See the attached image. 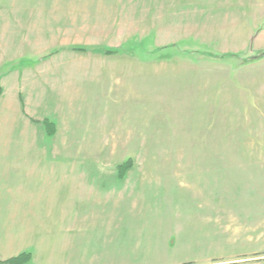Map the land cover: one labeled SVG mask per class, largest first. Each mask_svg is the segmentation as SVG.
Here are the masks:
<instances>
[{"label":"rangeland","instance_id":"374dc122","mask_svg":"<svg viewBox=\"0 0 264 264\" xmlns=\"http://www.w3.org/2000/svg\"><path fill=\"white\" fill-rule=\"evenodd\" d=\"M0 208V264H264V0H0Z\"/></svg>","mask_w":264,"mask_h":264},{"label":"crops","instance_id":"0c3cea01","mask_svg":"<svg viewBox=\"0 0 264 264\" xmlns=\"http://www.w3.org/2000/svg\"><path fill=\"white\" fill-rule=\"evenodd\" d=\"M18 98H19V102H20V113L22 114V115H24V116H26V118H30V121L28 122V123H30V122H32L31 120H32V118L27 114V112H28V109H27V105L24 103L25 101H24V99H23V95L22 94H18ZM16 111H18V110H16ZM31 124V123H30ZM29 124V125H30ZM9 191V190H8ZM9 192H11V190L9 191ZM22 192H25V186H24V184H20L19 185V190H18V194H19V199L18 200H16L15 198L13 199V206H7L5 209L8 211V212H15V211H20V209H21V194H22ZM11 195H12V192H11ZM12 196H14V195H12ZM1 209V208H0ZM2 219H1V217H0V221H1ZM4 222V221H3ZM2 222V223H3ZM10 222V217L8 218V223ZM5 224H2V226H4Z\"/></svg>","mask_w":264,"mask_h":264},{"label":"trees","instance_id":"16d2710c","mask_svg":"<svg viewBox=\"0 0 264 264\" xmlns=\"http://www.w3.org/2000/svg\"><path fill=\"white\" fill-rule=\"evenodd\" d=\"M74 50H78V51H82L84 49H81V48H75ZM29 258V254H21L15 258H11L9 260H6L5 263H10V264H15L17 263L18 261H21L23 262L24 260L28 259Z\"/></svg>","mask_w":264,"mask_h":264}]
</instances>
